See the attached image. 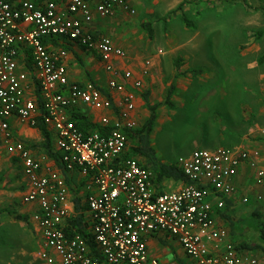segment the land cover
<instances>
[{
    "label": "built area",
    "instance_id": "built-area-1",
    "mask_svg": "<svg viewBox=\"0 0 264 264\" xmlns=\"http://www.w3.org/2000/svg\"><path fill=\"white\" fill-rule=\"evenodd\" d=\"M118 8L136 14L126 0H0V156H17L28 179L24 202L37 206L32 216L40 236L37 260L41 264H180L150 254L149 238L166 234L178 240L195 264H259L231 241L216 212L239 193L234 181L244 167L254 170L256 186L264 185L260 151L194 150L177 162L188 183L179 191L158 193L153 172L137 158L126 156L127 132L138 125L133 117L134 91L115 80L109 83L110 89L125 96L116 117H102L98 130L85 132L72 120L74 112L85 108L111 111L112 101L94 84L70 82L67 52L50 51L45 39L67 38L94 50L107 70L114 71L112 60L125 52L111 38L94 36L90 26L95 17L107 18ZM124 78L131 80V73ZM133 87L140 89L141 81ZM13 116L54 131L63 171L16 137L10 125ZM71 172L84 181L87 237L73 227L79 194L68 184ZM249 202L250 198L243 199Z\"/></svg>",
    "mask_w": 264,
    "mask_h": 264
},
{
    "label": "rangeland",
    "instance_id": "rangeland-1",
    "mask_svg": "<svg viewBox=\"0 0 264 264\" xmlns=\"http://www.w3.org/2000/svg\"><path fill=\"white\" fill-rule=\"evenodd\" d=\"M247 2L143 0L144 6L136 20L138 26L142 21L143 24H151L153 29L150 38L148 30L138 27L144 35L143 46L150 53L152 50L154 52L149 56L165 58L167 73L168 67H172L173 61L178 58L183 59V66L187 61L200 68L198 77L195 76L192 84L189 82L190 86L187 85L192 90L188 93L177 90L172 97V106L165 104L166 91V94H157L156 98L159 101L163 98L164 101L159 102V120L151 135V144L159 159L177 163L180 157L188 156L194 150L210 149L207 144L214 146L217 139L239 144L246 136L252 137L250 141L253 142L262 135L264 64H260L259 59L264 56V36L258 37V33L264 32V0ZM184 18L190 23L189 26ZM202 72L203 81L200 76ZM168 80L165 79L164 83ZM205 95H208L207 103L203 100L200 102ZM148 118L149 111L145 104L140 113L139 129ZM258 130L260 133H257ZM258 141L264 142L263 139ZM248 145L253 147L254 144ZM2 176L0 193L5 196L11 191L3 186L5 175ZM244 188L245 195H236L242 209L233 217V221L237 222L234 239H241L242 244L255 248L247 251L255 252L259 251L258 246H264V241L258 229V220L249 216L251 200L243 203L245 197H250L251 177ZM262 198L260 202H263ZM12 208L17 211L19 207ZM8 234L0 232L2 242L9 240ZM35 248L38 249V246Z\"/></svg>",
    "mask_w": 264,
    "mask_h": 264
},
{
    "label": "crops",
    "instance_id": "crops-1",
    "mask_svg": "<svg viewBox=\"0 0 264 264\" xmlns=\"http://www.w3.org/2000/svg\"><path fill=\"white\" fill-rule=\"evenodd\" d=\"M126 1L133 9H135V15H130L129 13H126L122 9L118 8L112 16L107 18L95 17L93 24L90 26V30L94 36L98 38L103 36L111 38L114 45L125 52L123 57H114L112 60L114 71L107 70V64L94 50H90L80 44L70 41L67 38L45 39L50 51L57 52L59 50H65L67 52L68 57L66 59V66L70 82L76 83L80 86H85L89 83L94 84L111 99V111H97L91 108H85L84 110L74 112L85 115L87 120L99 127V129V124L102 117H116L118 111L117 106L121 104L125 96V92L110 89L109 83L111 81L115 80L119 84H123L127 91H134L136 93V111L133 113V117L139 125L140 113H142V110H144V106L146 104L144 98L145 95L149 96V102L152 105L160 104L159 102H163L164 99L161 98L159 101V99L156 98L157 94L161 95L165 93V91L168 94L172 86H175L173 95L179 89L185 90V92L188 93L192 89L190 87L188 88L187 85L189 84L190 86V83L192 84L195 76L198 77L199 75V67H194L191 62L187 61H185L186 64L183 66L184 61L181 58L173 61V65L172 67H168L167 73L166 67H164L166 64L165 58L158 57L157 55L149 56V54L154 52L152 50L150 53L148 48L143 46L142 38L144 35L142 33V29H145V24H143L141 20L139 26L137 24L141 9L144 6L143 0ZM138 27L142 28L141 31L138 29ZM21 69H25L23 64H21ZM30 71L31 70L29 69V72ZM126 73H131V80H126L124 78V74ZM200 76L203 81V72ZM165 79H169L170 81L168 80L169 82L165 81L164 83ZM136 81H141L142 83V87L138 90H135L133 87ZM35 91L36 95L39 96V89L37 87ZM172 97L170 98V101L174 103ZM202 100L204 103H207L209 100L208 95H205L200 100V102H202ZM10 125L16 137L25 141L35 154H45L39 147L40 144L43 143V137L39 125L37 127H32L28 123L23 122L15 116L10 118ZM138 125L137 129L134 131L139 129ZM47 129L52 135L53 148L56 151L55 133L51 128ZM257 133H260L259 130ZM251 139L252 137L246 136L244 140L239 142V144L232 143L233 141L227 142L223 139H217L218 142L216 145L208 146L207 144V147L210 148V150L216 149L218 147L240 148L249 151L258 150L261 153L260 165L262 168H264V142L258 141L260 139L264 140V135L262 136L260 134V138L253 142L250 141ZM129 143H132L131 139ZM249 143H253V147L249 146ZM130 144L128 147V152L131 148ZM197 145L200 146L199 143ZM135 158H137L140 163L145 166L146 162L143 158ZM0 160H2L0 161V175H5L3 186H7V190L11 191V193H5V196L0 193V232L3 231L9 233L7 235L9 240L2 242L0 238V264H41V262L36 258V252L38 251L40 244V236L37 226L32 221V216L37 210V206L34 204H26L24 202V197L29 191L28 179L24 175L22 164L17 156H11L2 153ZM159 160L165 164H177L167 163V161L162 159ZM61 170L63 171V169ZM246 171L248 174H246ZM254 173V170L250 169L249 167H244L241 170L239 177H237L234 182L239 189V193L237 195L239 197V195H245L246 189L244 186L247 184V179L249 182V178H252V188L248 190L250 191V204L252 203L251 207L248 209L249 216L254 217L256 221L261 220L264 222V200L263 202H258L255 199L258 195L264 197V185H255ZM66 178L68 184L74 190H78L77 193L79 196L77 201L81 206L85 207L83 214L86 217L87 205H85V198L87 194L86 192H83L84 181L82 177L77 172H71L68 173ZM187 183L188 182H174L172 180H165L161 184H157L155 182L154 176V190H156L158 193L179 191ZM237 196L235 195L233 197L227 198L226 208L221 212L217 211L216 217L218 222L229 230L231 241L235 245L242 246L244 244L241 243V239H234V228L237 222H234L235 220L233 217L235 214L239 213L240 209H242V203L238 202L239 199L236 198ZM17 205L19 207L17 209L18 212L12 208L13 206ZM76 214L78 215L77 210ZM223 214L226 215V217H223ZM237 220H239V218H237ZM23 240L25 244H23ZM35 246H38V249H36ZM148 247L151 256L159 259L162 262L177 261L180 264H195L186 256L178 240L172 236L166 234L152 236L148 240ZM241 250L247 251L248 249ZM257 250L259 251L247 252L257 258L259 264H264V252L258 247Z\"/></svg>",
    "mask_w": 264,
    "mask_h": 264
},
{
    "label": "trees",
    "instance_id": "trees-1",
    "mask_svg": "<svg viewBox=\"0 0 264 264\" xmlns=\"http://www.w3.org/2000/svg\"><path fill=\"white\" fill-rule=\"evenodd\" d=\"M243 1L245 2V4L248 3L247 0H243ZM184 21L188 26L190 25L187 19L184 18ZM145 29L148 30L149 36L150 38H152L154 32L153 29L151 28V24H145ZM263 36H264V32L258 33V37H263ZM259 63L264 64V56H262L259 59ZM174 91H175V86H172L168 92V99L166 100L165 104L172 106V102L170 101V98L172 97ZM144 98L149 111V118L141 129L132 132L128 131V135L132 142V147L130 148V151L127 153L126 156L143 158L146 162L145 167H147L154 173L155 182L157 184H161L165 180H172L174 182H187L185 175L179 169L177 164H165L158 159L156 155V151L151 144V135L154 131L155 125L158 120V110L161 107V104L152 105L149 102L148 95H145ZM72 120L77 124V126L80 129H82L85 132H88L89 130L99 129V127H97L89 120H87L86 116L83 115L82 113H74L72 115ZM39 128L43 137V143L40 144L39 147L41 148L43 153H45V155H47L56 163V165L59 168L63 169L64 166L62 164V154L54 150L52 135L50 131L42 123L39 124ZM76 203H77L76 210L78 215L76 219L73 221V226L77 233H80L83 236L87 237V233L85 230V223H84L85 216L83 214V210L85 209V207L81 206L77 200ZM223 217H226V215H224ZM258 229L261 234V238L264 241V222L261 220L258 221ZM238 248L249 249V247L246 246V244L242 246H238ZM258 248H260L264 252V246H258Z\"/></svg>",
    "mask_w": 264,
    "mask_h": 264
}]
</instances>
